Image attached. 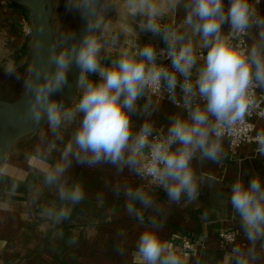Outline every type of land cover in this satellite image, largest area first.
Returning a JSON list of instances; mask_svg holds the SVG:
<instances>
[{
	"label": "clouds",
	"instance_id": "9594fccd",
	"mask_svg": "<svg viewBox=\"0 0 264 264\" xmlns=\"http://www.w3.org/2000/svg\"><path fill=\"white\" fill-rule=\"evenodd\" d=\"M260 2L119 0L123 13L143 17L140 29L160 37L166 47L158 51L147 43L122 48L117 59L103 64L104 15L113 6L112 0H64L65 9L83 20V30L78 38L75 32H60L47 45L46 58L42 57L44 43L34 39L36 62L30 78L23 82L21 118L34 127L47 123L57 133L80 117L60 161L45 173V183L58 185L59 199L66 203L59 208L46 207L41 215L58 225L70 218L68 205L84 199L81 184L68 185L61 180L73 160L89 167L108 163L119 171L128 167L136 175L150 178L172 202H179L182 196L195 200L198 184L192 160L199 154L202 159L218 161L223 139L244 124L257 107V90L264 92V15L257 7ZM180 5L185 15L179 27L161 25L167 10ZM254 28L258 29L257 38L249 46L244 37ZM43 31L40 25L30 28L29 34L39 36ZM160 57L169 60L170 66L158 63ZM73 66L78 69L77 93L66 104L60 94L68 86ZM3 72L20 79L11 62L3 66ZM94 76L98 79L91 78ZM177 88L182 103L177 101ZM162 90L185 114H174L162 137L150 139L153 125L149 121L134 132L131 116L137 101L148 92ZM254 140L256 151L264 155V131L257 132ZM128 194L145 208L152 204L141 190ZM229 201L250 244L244 252L233 248L232 254L236 264H254L256 244L264 241V178L255 175L247 183L236 179ZM127 209L144 221L142 210L134 204L129 203ZM151 224L155 226L157 221L153 219ZM74 242L75 238L69 241ZM136 255L139 264H181L172 246L152 229L139 236Z\"/></svg>",
	"mask_w": 264,
	"mask_h": 264
},
{
	"label": "crops",
	"instance_id": "0c3cea01",
	"mask_svg": "<svg viewBox=\"0 0 264 264\" xmlns=\"http://www.w3.org/2000/svg\"><path fill=\"white\" fill-rule=\"evenodd\" d=\"M112 2L113 6L104 15L103 64L117 59L122 48L134 49L147 43L166 47L160 37L140 29L143 17L125 15L118 6L119 0ZM257 7L264 15V0ZM22 15L27 14L20 5L0 0V80L7 76L3 66L11 62L16 68V55L29 41L23 30ZM184 15L182 5L169 8L160 23L179 27ZM224 31H228L227 26ZM257 34L258 29L254 28L249 35V46ZM28 58L25 55L21 61ZM0 85V93L10 97V86L3 81ZM176 92L177 101L182 103L181 90L177 88ZM149 100L151 103L145 111ZM177 113L185 114L167 97V92L157 95L148 92L137 101V109L131 116L134 132L149 121L154 133L166 135L170 118ZM79 120L77 117L57 133L46 125L36 134L21 138L0 164V264H139L137 241L146 229L156 231L173 251L184 236L190 237L194 242L191 250L175 251L181 264H236L233 248L244 252L250 244L230 205L231 184L238 178L245 183L255 175L264 178V155L256 151L255 142L241 145L237 154L232 155L225 137L216 162L197 154L191 165L198 195L195 200L182 196L179 202L170 201L162 188L128 167L119 171L108 163L89 167L73 160L61 180L68 185L81 184L85 195L80 203L68 205L72 209L70 218L57 225L41 213L46 207L59 208L66 202L59 199L58 185L45 183V173L60 161ZM259 131H264L263 118L256 120L255 132ZM136 190L151 198L150 207L145 208L129 196V191L134 194ZM129 203L142 210L143 222L136 212L128 211ZM153 219L157 221L155 226L151 224ZM223 229L239 232L235 244L219 238L218 233ZM73 238L75 242L69 243ZM261 244L264 241L256 244L254 264H264Z\"/></svg>",
	"mask_w": 264,
	"mask_h": 264
},
{
	"label": "water",
	"instance_id": "95a60500",
	"mask_svg": "<svg viewBox=\"0 0 264 264\" xmlns=\"http://www.w3.org/2000/svg\"><path fill=\"white\" fill-rule=\"evenodd\" d=\"M24 6L28 11V19L31 28L43 25L44 31L39 36L31 35L32 58L29 67V78L31 66L36 62L35 50L33 46L34 39H40L45 45L42 57L46 58V47L49 43L55 41L54 35V9L53 0H1ZM84 27L83 20L80 18L75 31L77 38ZM78 69L73 66L69 74L68 86L60 94L66 104H70L74 95L77 93L76 78ZM24 91L14 99L0 98V164L7 158L15 144L23 137L36 134L41 128L47 125L42 123L39 128L34 127L31 122L23 120L22 112L24 109Z\"/></svg>",
	"mask_w": 264,
	"mask_h": 264
},
{
	"label": "built area",
	"instance_id": "2783aa9c",
	"mask_svg": "<svg viewBox=\"0 0 264 264\" xmlns=\"http://www.w3.org/2000/svg\"><path fill=\"white\" fill-rule=\"evenodd\" d=\"M21 21L23 22L24 32L31 39V35L29 34V30H30L31 26L29 23L28 16L22 15ZM244 40H245L246 44L249 45V42H250L249 36L244 37ZM153 45L157 48L158 51L160 49L165 48L164 46L155 45V44H153ZM158 63H163L165 65L170 66V61L164 57L158 58ZM178 79H180V78L178 77ZM149 93L152 95H157V94H154L151 92H149ZM167 97L169 98L168 93H167ZM259 118L264 119V92H261V90L258 89L257 90V107L252 111L250 116H247L245 118L244 124L238 126L237 129L231 135L226 136V138L228 139V143H229V151L232 155L237 154L238 149L241 145H243L245 143L255 142L254 137L257 134L255 132L256 120ZM157 137H162V136L159 135L158 133L153 132V136L150 137V139H155ZM147 151L148 150L146 149V153H147ZM143 178H147V179L151 180L148 177H143ZM218 236L225 243L235 244L239 238V232L236 231L235 229H223V230L219 231ZM193 244H194V242L190 237L184 236L182 238V240L180 241L178 248L174 251L187 252V251L192 249Z\"/></svg>",
	"mask_w": 264,
	"mask_h": 264
},
{
	"label": "rangeland",
	"instance_id": "374dc122",
	"mask_svg": "<svg viewBox=\"0 0 264 264\" xmlns=\"http://www.w3.org/2000/svg\"><path fill=\"white\" fill-rule=\"evenodd\" d=\"M54 9V35L55 40L60 32H75L79 23L80 17L74 13L68 12L64 6V0H53ZM32 54L28 58V64L30 67ZM29 78V75L27 79ZM24 91L23 83L16 88L11 89L10 98L12 100L18 98Z\"/></svg>",
	"mask_w": 264,
	"mask_h": 264
},
{
	"label": "trees",
	"instance_id": "16d2710c",
	"mask_svg": "<svg viewBox=\"0 0 264 264\" xmlns=\"http://www.w3.org/2000/svg\"><path fill=\"white\" fill-rule=\"evenodd\" d=\"M21 7L25 9L26 14L28 16L27 8L24 6ZM31 54H32V44H31V39L29 38V41L20 49V51L16 55L17 66L15 69L20 79H16L13 76H6L2 80H0V83H2L3 81L5 85L8 84L11 89L16 88L17 86L22 84L29 75V64H28V60L26 62L25 61L22 62L21 60L25 55L31 56ZM0 90H1V85H0ZM0 98H8V95H2V93H0Z\"/></svg>",
	"mask_w": 264,
	"mask_h": 264
},
{
	"label": "flooded vegetation",
	"instance_id": "af4514ba",
	"mask_svg": "<svg viewBox=\"0 0 264 264\" xmlns=\"http://www.w3.org/2000/svg\"><path fill=\"white\" fill-rule=\"evenodd\" d=\"M5 99H10V100H12L10 97H8V98H5Z\"/></svg>",
	"mask_w": 264,
	"mask_h": 264
}]
</instances>
